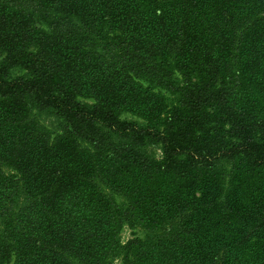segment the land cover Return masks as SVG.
<instances>
[{
	"label": "trees",
	"instance_id": "1",
	"mask_svg": "<svg viewBox=\"0 0 264 264\" xmlns=\"http://www.w3.org/2000/svg\"><path fill=\"white\" fill-rule=\"evenodd\" d=\"M244 87L264 106V0H0V264H264Z\"/></svg>",
	"mask_w": 264,
	"mask_h": 264
},
{
	"label": "rangeland",
	"instance_id": "2",
	"mask_svg": "<svg viewBox=\"0 0 264 264\" xmlns=\"http://www.w3.org/2000/svg\"><path fill=\"white\" fill-rule=\"evenodd\" d=\"M38 26H40V25H38ZM23 73H24V70H22L20 68H15V69L11 70L10 77L22 75ZM174 79L177 83H180L182 80V76L177 72L174 75ZM155 90L160 92L161 94H163V96L165 97L166 103L168 105L166 107L165 111H168L169 108H171V106L173 104H175L177 101L176 94L169 92V91L162 89V88H156ZM236 97H237V101L239 103H245L246 105H248L247 107H254V109L257 111L264 108V106H260V103H258L259 106H249L258 98V95L255 93V91L252 87L251 88H248V87L242 88V90L237 93ZM81 100L83 102H87L89 104L92 103V99L82 98ZM262 105H263V103H262ZM121 117L124 119L135 120V121L139 122L140 124H146L147 123L146 119L138 117L137 115L132 114V113H128V112L122 113ZM41 120L46 126L52 128L53 130H56L57 121H56L55 117L43 116L41 118ZM145 149L147 150V152H149L153 157H155L157 159H160L162 157V150H161V146L159 144H148L145 147ZM144 236H145V232L139 226L131 227V226L125 224V225H123V227L120 231V240L123 244L130 238H133V237L143 238ZM10 264H13V263L11 262ZM114 264H122L121 257L116 258L114 260Z\"/></svg>",
	"mask_w": 264,
	"mask_h": 264
}]
</instances>
